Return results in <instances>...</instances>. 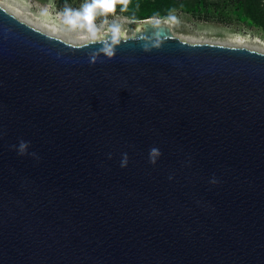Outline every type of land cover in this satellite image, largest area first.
<instances>
[{"label": "water", "instance_id": "95a60500", "mask_svg": "<svg viewBox=\"0 0 264 264\" xmlns=\"http://www.w3.org/2000/svg\"><path fill=\"white\" fill-rule=\"evenodd\" d=\"M160 19L71 42L0 5V264H264V51Z\"/></svg>", "mask_w": 264, "mask_h": 264}, {"label": "rangeland", "instance_id": "374dc122", "mask_svg": "<svg viewBox=\"0 0 264 264\" xmlns=\"http://www.w3.org/2000/svg\"><path fill=\"white\" fill-rule=\"evenodd\" d=\"M0 5L45 32H51L45 25L50 24L56 28L55 35L73 42L100 38L110 32L124 36L134 33L133 20L120 13L101 17L103 8L100 0H62L60 3L58 0H0ZM163 19L176 36L190 42L245 45L264 51V32L245 22L233 20L226 23L213 16L204 19L181 10H174ZM79 34L88 36L85 40L76 39ZM240 35L246 41L244 44L234 41Z\"/></svg>", "mask_w": 264, "mask_h": 264}, {"label": "trees", "instance_id": "16d2710c", "mask_svg": "<svg viewBox=\"0 0 264 264\" xmlns=\"http://www.w3.org/2000/svg\"><path fill=\"white\" fill-rule=\"evenodd\" d=\"M62 0H58L60 3ZM69 1V0H65ZM109 12L120 13L132 20L165 18L174 10L218 21L245 22L264 32V0H105Z\"/></svg>", "mask_w": 264, "mask_h": 264}, {"label": "bare ground", "instance_id": "6f19581e", "mask_svg": "<svg viewBox=\"0 0 264 264\" xmlns=\"http://www.w3.org/2000/svg\"><path fill=\"white\" fill-rule=\"evenodd\" d=\"M17 15V14H16ZM46 26H47V29H49L48 31L50 32V33H53V34H57V32H56V28L55 27H53V26H51L50 24L48 25V23L47 24H45ZM46 28V27H45ZM71 30H72V28H70ZM59 32V31H58ZM60 33V32H59ZM76 36V35H75ZM88 35L87 34H79V35H77V37H76V39H83V40H85L84 38L85 37H87ZM234 41H236V42H238V43H242V44H244V42H246L244 39H243V37L240 35V36H236L235 37V39H234ZM71 42H73V41H71ZM264 44V43H263Z\"/></svg>", "mask_w": 264, "mask_h": 264}, {"label": "flooded vegetation", "instance_id": "af4514ba", "mask_svg": "<svg viewBox=\"0 0 264 264\" xmlns=\"http://www.w3.org/2000/svg\"><path fill=\"white\" fill-rule=\"evenodd\" d=\"M100 2L102 4L101 8H103V12H101V17L107 18L110 17L113 13H115V12L112 13L109 12V8L106 6L105 0H100Z\"/></svg>", "mask_w": 264, "mask_h": 264}]
</instances>
